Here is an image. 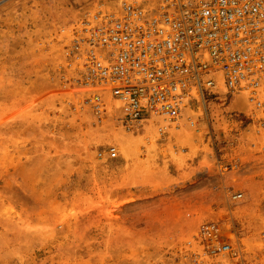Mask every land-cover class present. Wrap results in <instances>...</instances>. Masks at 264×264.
<instances>
[{
    "label": "rangeland",
    "instance_id": "rangeland-1",
    "mask_svg": "<svg viewBox=\"0 0 264 264\" xmlns=\"http://www.w3.org/2000/svg\"><path fill=\"white\" fill-rule=\"evenodd\" d=\"M83 1L0 0V264H228L195 259L185 241L229 209L245 262L264 264V157L250 113L216 102L179 137L73 114L51 40ZM109 147L116 158H99ZM212 150L245 151V172L225 179L242 201H221L202 171Z\"/></svg>",
    "mask_w": 264,
    "mask_h": 264
},
{
    "label": "built area",
    "instance_id": "built-area-1",
    "mask_svg": "<svg viewBox=\"0 0 264 264\" xmlns=\"http://www.w3.org/2000/svg\"><path fill=\"white\" fill-rule=\"evenodd\" d=\"M71 9L51 42L61 46L63 86L77 98L73 114L86 109L98 123L127 130L155 118L193 128L196 112L241 96L262 142L254 155L264 157V0H84ZM236 144L245 148V139ZM209 155L212 164L202 171L218 180L221 201H242V193L225 190V179L245 172V151ZM98 156L115 159L117 150ZM231 212L198 222L185 241L195 259L253 264L245 262Z\"/></svg>",
    "mask_w": 264,
    "mask_h": 264
},
{
    "label": "bare ground",
    "instance_id": "bare-ground-1",
    "mask_svg": "<svg viewBox=\"0 0 264 264\" xmlns=\"http://www.w3.org/2000/svg\"><path fill=\"white\" fill-rule=\"evenodd\" d=\"M231 107L232 108H237V109H243V110H249V108L247 107V105H246V103L243 101V99H242V97L241 96H237V97H235L232 101H231ZM186 115H190V113H189V111H187V113H186ZM154 121H152V125H146V126H144V130L146 131V133H148V134H151V132H152V127L154 128V129H156V126H155V123H158L159 125H161V126H164L165 128H166V131H167V134H169V136H176V137H179V136H184L186 133H184V132H187V131H189V129H191V128H188V127H186V126H184V121H180L179 122V125H177V124H175V123H173V124H170V123H168V122H165V121H163L162 119H160V118H155V123H153ZM106 123V122H105ZM154 124V125H153ZM252 124H254L255 125V123L253 122ZM121 130V129H120ZM122 131V130H121ZM156 133V132H155ZM256 133H257V129H255V132H254V136L256 137V139H257V136L258 135H256ZM123 134V133H122ZM118 135L117 136V138H116V140L120 143V144H122L123 146H125V148H127L130 144H132L133 143V141H132V143L130 142L131 141V139H129L127 136H125V135ZM126 134V133H125ZM133 138H135L134 136H133ZM135 139H137V138H135ZM138 140H140V139H138ZM141 141V140H140ZM130 147V146H129ZM128 152V151H127Z\"/></svg>",
    "mask_w": 264,
    "mask_h": 264
},
{
    "label": "crops",
    "instance_id": "crops-1",
    "mask_svg": "<svg viewBox=\"0 0 264 264\" xmlns=\"http://www.w3.org/2000/svg\"><path fill=\"white\" fill-rule=\"evenodd\" d=\"M200 159H202V156H201V155H200ZM200 159H199V161H197V163L201 161ZM197 163H196V164H197ZM196 167H197V165H195V168H196ZM189 173H190V172H189Z\"/></svg>",
    "mask_w": 264,
    "mask_h": 264
}]
</instances>
